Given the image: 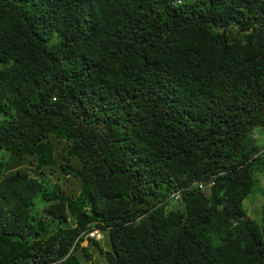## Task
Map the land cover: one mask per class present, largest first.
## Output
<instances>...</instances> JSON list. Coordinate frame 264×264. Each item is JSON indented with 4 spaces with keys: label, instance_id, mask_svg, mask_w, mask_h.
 I'll use <instances>...</instances> for the list:
<instances>
[{
    "label": "trees",
    "instance_id": "1",
    "mask_svg": "<svg viewBox=\"0 0 264 264\" xmlns=\"http://www.w3.org/2000/svg\"><path fill=\"white\" fill-rule=\"evenodd\" d=\"M257 129L264 0H0V264H264Z\"/></svg>",
    "mask_w": 264,
    "mask_h": 264
},
{
    "label": "rangeland",
    "instance_id": "2",
    "mask_svg": "<svg viewBox=\"0 0 264 264\" xmlns=\"http://www.w3.org/2000/svg\"><path fill=\"white\" fill-rule=\"evenodd\" d=\"M251 136L258 141L260 147L264 145V131L262 129H257L251 132ZM11 159L9 153L4 150H0V162L8 161ZM16 170L26 172L28 176L37 181L42 185L43 191H51L56 185L52 182V176H47L42 174L40 171L36 170L30 166L27 162H20L16 169L12 170L9 173H14ZM6 175L0 176V184ZM254 177L257 180V184L253 188L251 194H249L244 201L242 202V208L247 217L252 220L259 221L262 211L264 208V172L255 174ZM41 195L38 194V197L33 199L31 211L33 214L37 212V209L41 205ZM101 249L111 250L110 242L107 237V233H103V237L97 241ZM81 247H85L88 253L91 255V258L88 259L81 254V251H78L76 255L78 256L81 264H106L104 257L99 253L94 245L90 241L83 240L81 242Z\"/></svg>",
    "mask_w": 264,
    "mask_h": 264
},
{
    "label": "built area",
    "instance_id": "3",
    "mask_svg": "<svg viewBox=\"0 0 264 264\" xmlns=\"http://www.w3.org/2000/svg\"><path fill=\"white\" fill-rule=\"evenodd\" d=\"M197 186L203 192L209 193V191L211 190V187L213 186V182H209V183L198 182ZM178 198H179V193H176L174 195V199H178ZM82 237L86 241H87V239H93L95 241H98L101 239V237H103V233L100 230L92 229L91 231L86 232Z\"/></svg>",
    "mask_w": 264,
    "mask_h": 264
}]
</instances>
